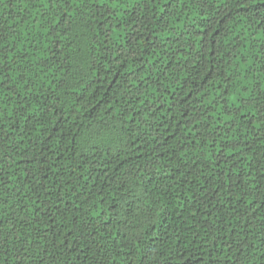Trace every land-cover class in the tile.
<instances>
[{
  "label": "trees",
  "instance_id": "16d2710c",
  "mask_svg": "<svg viewBox=\"0 0 264 264\" xmlns=\"http://www.w3.org/2000/svg\"><path fill=\"white\" fill-rule=\"evenodd\" d=\"M0 264H264V0H0Z\"/></svg>",
  "mask_w": 264,
  "mask_h": 264
}]
</instances>
